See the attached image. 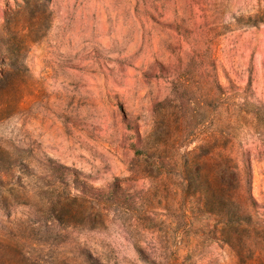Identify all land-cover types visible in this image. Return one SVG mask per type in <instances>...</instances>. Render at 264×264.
Segmentation results:
<instances>
[{"label": "rangeland", "instance_id": "1", "mask_svg": "<svg viewBox=\"0 0 264 264\" xmlns=\"http://www.w3.org/2000/svg\"><path fill=\"white\" fill-rule=\"evenodd\" d=\"M227 97L264 104V0H0V264H235L208 239Z\"/></svg>", "mask_w": 264, "mask_h": 264}, {"label": "trees", "instance_id": "2", "mask_svg": "<svg viewBox=\"0 0 264 264\" xmlns=\"http://www.w3.org/2000/svg\"><path fill=\"white\" fill-rule=\"evenodd\" d=\"M232 86L224 89L216 82L217 96L222 99ZM230 99L225 104L208 102V239L218 238L235 264H253L255 259L264 264V217L258 212L264 205L251 194L249 158L240 154L244 144L237 132L253 133L264 144V104ZM202 147L196 144L190 152ZM85 260L100 264L89 253Z\"/></svg>", "mask_w": 264, "mask_h": 264}]
</instances>
